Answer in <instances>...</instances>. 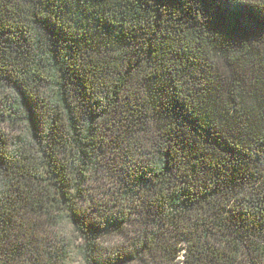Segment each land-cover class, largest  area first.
<instances>
[{"label":"trees","instance_id":"trees-1","mask_svg":"<svg viewBox=\"0 0 264 264\" xmlns=\"http://www.w3.org/2000/svg\"><path fill=\"white\" fill-rule=\"evenodd\" d=\"M65 223L84 264H264V0H0V264Z\"/></svg>","mask_w":264,"mask_h":264},{"label":"rangeland","instance_id":"rangeland-1","mask_svg":"<svg viewBox=\"0 0 264 264\" xmlns=\"http://www.w3.org/2000/svg\"><path fill=\"white\" fill-rule=\"evenodd\" d=\"M61 230L64 235H66L68 238H71L70 240L73 241V245L70 247V254L67 264H84L80 248L78 247V244H80V240H78V237L73 234L72 226L68 223H65L61 227ZM114 241H116V239H114ZM117 241L118 243H120L121 240Z\"/></svg>","mask_w":264,"mask_h":264},{"label":"snow or ice","instance_id":"snow-or-ice-1","mask_svg":"<svg viewBox=\"0 0 264 264\" xmlns=\"http://www.w3.org/2000/svg\"><path fill=\"white\" fill-rule=\"evenodd\" d=\"M235 2V0H234ZM236 26L237 28L241 29V30H247L248 28L251 27V22L248 20H239L236 22Z\"/></svg>","mask_w":264,"mask_h":264}]
</instances>
